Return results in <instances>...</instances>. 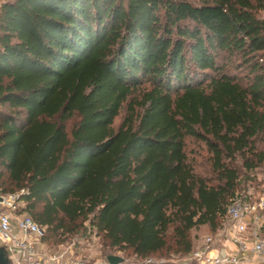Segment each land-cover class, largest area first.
I'll list each match as a JSON object with an SVG mask.
<instances>
[{
    "label": "trees",
    "instance_id": "16d2710c",
    "mask_svg": "<svg viewBox=\"0 0 264 264\" xmlns=\"http://www.w3.org/2000/svg\"><path fill=\"white\" fill-rule=\"evenodd\" d=\"M263 11L264 0H4L0 195L24 191L19 212L44 243L95 231L134 264L189 256L191 232L221 228L242 185L264 192ZM234 56L247 75L227 71ZM188 136L211 155L204 175Z\"/></svg>",
    "mask_w": 264,
    "mask_h": 264
},
{
    "label": "built area",
    "instance_id": "2783aa9c",
    "mask_svg": "<svg viewBox=\"0 0 264 264\" xmlns=\"http://www.w3.org/2000/svg\"><path fill=\"white\" fill-rule=\"evenodd\" d=\"M23 194L0 195V247L10 264H60L42 252L44 229L19 212ZM250 256L264 262V192L254 187L232 198L222 227L202 238L185 264H246Z\"/></svg>",
    "mask_w": 264,
    "mask_h": 264
},
{
    "label": "rangeland",
    "instance_id": "374dc122",
    "mask_svg": "<svg viewBox=\"0 0 264 264\" xmlns=\"http://www.w3.org/2000/svg\"><path fill=\"white\" fill-rule=\"evenodd\" d=\"M4 0H0V4ZM192 2H198V0H189ZM264 17V11L259 14ZM226 61V60H222ZM228 63V72L233 75L244 76L247 75L248 71L245 67H242L243 63L239 57L234 56L232 59H227ZM139 99L136 95L129 97L128 100L123 104V107L119 113V115L115 118L113 122V128L117 129L121 124L124 117L128 114V104L129 102L134 103V99ZM138 109V107L136 108ZM77 118H72L69 122L66 123L67 129H69L74 122H76ZM261 147L264 148V138L260 141ZM186 154L189 159V162L195 166L196 172L199 175H204L207 170L210 169L211 163L210 158L211 155L208 152L207 146L200 140H197L193 137L188 136L186 138ZM239 166L241 163L239 162ZM244 174V171H242ZM257 183L264 184V165L257 170ZM254 184L253 186H255ZM251 186L250 182L246 183V185H242L241 189L244 187L248 189ZM252 188V187H250ZM264 190V188H262ZM88 226L87 224L85 225ZM210 231L206 227L195 229L191 232V238L194 240L195 248L199 241L209 235ZM43 246V254H48L57 257L60 260V264H107L106 259L108 256H115L123 259V264H134L139 260L131 253V251L127 253L119 252L117 250H110L106 246H104L103 240L101 236H98L96 232H81L77 236L68 237L64 242L52 244V243H44ZM189 259V256L182 257L181 255L176 254H160L155 255L150 260L146 261L145 264H185Z\"/></svg>",
    "mask_w": 264,
    "mask_h": 264
},
{
    "label": "water",
    "instance_id": "95a60500",
    "mask_svg": "<svg viewBox=\"0 0 264 264\" xmlns=\"http://www.w3.org/2000/svg\"><path fill=\"white\" fill-rule=\"evenodd\" d=\"M107 264H123V259L115 256H108L106 259ZM0 264H10L5 250L0 247Z\"/></svg>",
    "mask_w": 264,
    "mask_h": 264
},
{
    "label": "crops",
    "instance_id": "0c3cea01",
    "mask_svg": "<svg viewBox=\"0 0 264 264\" xmlns=\"http://www.w3.org/2000/svg\"><path fill=\"white\" fill-rule=\"evenodd\" d=\"M227 245L230 249L236 250V247L233 244L228 243ZM246 264H264V262L257 260L255 257L250 256V259H248Z\"/></svg>",
    "mask_w": 264,
    "mask_h": 264
}]
</instances>
